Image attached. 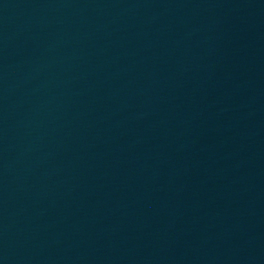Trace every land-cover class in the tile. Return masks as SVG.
Segmentation results:
<instances>
[{
    "label": "water",
    "instance_id": "1",
    "mask_svg": "<svg viewBox=\"0 0 264 264\" xmlns=\"http://www.w3.org/2000/svg\"><path fill=\"white\" fill-rule=\"evenodd\" d=\"M0 264H264V0H0Z\"/></svg>",
    "mask_w": 264,
    "mask_h": 264
}]
</instances>
